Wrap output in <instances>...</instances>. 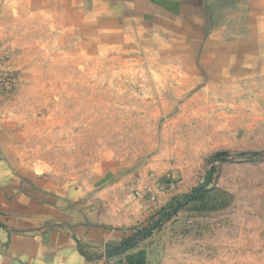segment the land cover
<instances>
[{
    "label": "rangeland",
    "instance_id": "374dc122",
    "mask_svg": "<svg viewBox=\"0 0 264 264\" xmlns=\"http://www.w3.org/2000/svg\"><path fill=\"white\" fill-rule=\"evenodd\" d=\"M10 14L0 45L15 81L0 116L31 168L144 188L155 217L138 234L168 215L132 244L138 264H264V50L238 66L131 16L88 26L19 2Z\"/></svg>",
    "mask_w": 264,
    "mask_h": 264
},
{
    "label": "crops",
    "instance_id": "0c3cea01",
    "mask_svg": "<svg viewBox=\"0 0 264 264\" xmlns=\"http://www.w3.org/2000/svg\"><path fill=\"white\" fill-rule=\"evenodd\" d=\"M14 2L68 12L88 26L131 16L151 34L204 46L222 60L230 54L238 66L264 50V0H1L0 18L12 16ZM6 121L0 116V264H108L140 250L132 245L138 228L155 214L134 192L144 188L112 173L80 182L34 170Z\"/></svg>",
    "mask_w": 264,
    "mask_h": 264
},
{
    "label": "built area",
    "instance_id": "2783aa9c",
    "mask_svg": "<svg viewBox=\"0 0 264 264\" xmlns=\"http://www.w3.org/2000/svg\"><path fill=\"white\" fill-rule=\"evenodd\" d=\"M8 55L4 53L0 45V100L6 97L14 88V76L9 70ZM173 188V186H171ZM156 201L155 197H152ZM108 264H138L132 262L126 255L108 259Z\"/></svg>",
    "mask_w": 264,
    "mask_h": 264
},
{
    "label": "water",
    "instance_id": "95a60500",
    "mask_svg": "<svg viewBox=\"0 0 264 264\" xmlns=\"http://www.w3.org/2000/svg\"><path fill=\"white\" fill-rule=\"evenodd\" d=\"M241 156H244V155H246V153H242V154H240ZM212 178H213V170H210L208 173H207V175H206V177H205V179H204V181H203V183L199 186V187H197L196 188V190H201V189H205V188H207L209 185H210V183H211V181H212ZM188 201V199H184V200H182L180 203H178L176 206H175V208L171 211V212H169V214L170 213H172V214H175V213H177V211L186 203ZM168 214H163L161 217H159L150 227H148L146 230H144L141 234H140V236H139V238L140 239H145L146 237H147V235L150 233V232H152V231H154L165 219H166V216H167ZM125 250H128V247L127 246H125L123 249H121V250H119V252H117L116 250H114L112 253H111V255H116L117 253H122V252H124Z\"/></svg>",
    "mask_w": 264,
    "mask_h": 264
},
{
    "label": "trees",
    "instance_id": "16d2710c",
    "mask_svg": "<svg viewBox=\"0 0 264 264\" xmlns=\"http://www.w3.org/2000/svg\"><path fill=\"white\" fill-rule=\"evenodd\" d=\"M221 157H224V154H222L221 155ZM204 193V190H197L196 192H195V194H194V197L196 196H200V195H202ZM155 217V216H154ZM153 217V218H154ZM128 242L127 243H131V242H134L135 241V239H134V237H131V239L130 240H127ZM130 257V256H129ZM129 260H131V257L129 258ZM132 262H134L133 260H131Z\"/></svg>",
    "mask_w": 264,
    "mask_h": 264
}]
</instances>
